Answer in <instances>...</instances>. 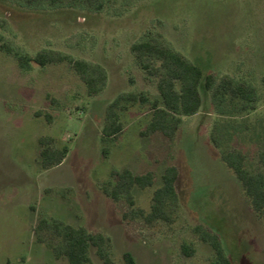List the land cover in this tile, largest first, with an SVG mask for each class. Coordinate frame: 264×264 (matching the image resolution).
Returning a JSON list of instances; mask_svg holds the SVG:
<instances>
[{
    "label": "rangeland",
    "instance_id": "obj_1",
    "mask_svg": "<svg viewBox=\"0 0 264 264\" xmlns=\"http://www.w3.org/2000/svg\"><path fill=\"white\" fill-rule=\"evenodd\" d=\"M0 36L15 52L56 51L100 65L107 76L102 91L89 96L66 62L22 71L0 51V264H67L49 248L55 238L44 232L36 241L41 218L101 233L117 264L125 251L136 264H210L213 250L199 239L197 226L219 236L231 264H264V219L220 159L239 151L248 170L260 168L264 0H0ZM142 41L169 47L212 74L214 83L200 89L201 108L181 117L173 139L141 137L151 112L136 103L119 112L121 132L102 141L105 109L119 95L158 99L157 79L130 51ZM226 79L249 87L251 100L222 91ZM41 137L69 148L46 170L39 165ZM169 166L178 178L168 222L146 223L124 196L114 202L103 192L114 185L115 171L151 172L153 185L131 192L133 209L147 212ZM183 243L193 246L192 256L182 254ZM89 255L102 264L93 248Z\"/></svg>",
    "mask_w": 264,
    "mask_h": 264
},
{
    "label": "trees",
    "instance_id": "obj_2",
    "mask_svg": "<svg viewBox=\"0 0 264 264\" xmlns=\"http://www.w3.org/2000/svg\"><path fill=\"white\" fill-rule=\"evenodd\" d=\"M31 5L35 0H26ZM0 51L10 55L22 71H30L32 66L44 67L49 64L66 62L85 85L89 96L97 95L106 84V72L97 64H92L82 59H72L56 51L41 50L34 56L13 51L2 43L0 36ZM130 51L142 69L150 76L157 79L156 90L158 99L151 101L144 93H126L119 95L109 103L105 109L102 126V141L116 137L122 130L120 111L127 110L136 103L148 105L151 112L146 126L139 132L141 137H149L160 133L166 139H173L181 124V117L195 115L202 105L200 89L210 90L214 83L212 74L205 73L203 69L188 62L179 53L161 44L142 41L130 46ZM157 63V67L152 65ZM222 91L233 96L250 101L251 89L242 85H234L231 80H223L219 84ZM37 116L40 113L37 112ZM47 119L48 116H45ZM39 165L43 170L59 165L69 151L67 146L57 147L55 139L41 137L38 139ZM221 161L240 182L242 191L248 199L250 206L264 219V150L258 154L259 170L250 171L245 166V157L239 151L222 153ZM115 179L111 189H103L104 194L116 202L124 196L131 207V213L140 216L146 223L155 221L168 222L167 212L169 203L177 200L175 183L178 178L176 167H167L161 176V185L154 189L152 203L147 212L134 207L132 189L134 187L145 189L154 183L151 172L136 175L129 169L112 173ZM129 213H125L123 216ZM46 232L57 243L49 245L55 259L64 260L67 264H93L89 255L90 250H95L96 256L102 264H117L114 262L109 250L110 243L101 233H91L84 227H75L55 218H41L38 220L34 234L37 242H42L41 235ZM199 239L209 245L214 253L210 264H231L227 257L219 236L204 226L195 227ZM182 254L190 257L195 250L191 244L180 245ZM120 264H136L131 252L125 251L121 255Z\"/></svg>",
    "mask_w": 264,
    "mask_h": 264
}]
</instances>
